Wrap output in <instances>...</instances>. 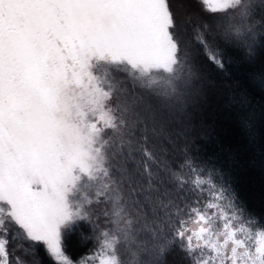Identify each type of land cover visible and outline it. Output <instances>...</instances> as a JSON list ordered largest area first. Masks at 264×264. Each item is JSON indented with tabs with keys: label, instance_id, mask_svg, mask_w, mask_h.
<instances>
[{
	"label": "snow or ice",
	"instance_id": "snow-or-ice-1",
	"mask_svg": "<svg viewBox=\"0 0 264 264\" xmlns=\"http://www.w3.org/2000/svg\"><path fill=\"white\" fill-rule=\"evenodd\" d=\"M255 66L264 0H0V264H264V215L193 149L202 56ZM251 79L264 89V65ZM88 222L74 258L65 237Z\"/></svg>",
	"mask_w": 264,
	"mask_h": 264
},
{
	"label": "trees",
	"instance_id": "trees-1",
	"mask_svg": "<svg viewBox=\"0 0 264 264\" xmlns=\"http://www.w3.org/2000/svg\"><path fill=\"white\" fill-rule=\"evenodd\" d=\"M224 67L202 56L194 72L200 78L189 104L195 141L193 149L210 162L228 181L239 201L264 215V89L251 79L253 67L264 65V50L255 49L257 62L249 65L243 53L221 46ZM88 222H79L65 237L74 258L93 248L95 240ZM179 250L167 264H183ZM39 264H51L43 248L37 249Z\"/></svg>",
	"mask_w": 264,
	"mask_h": 264
}]
</instances>
